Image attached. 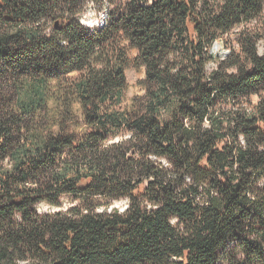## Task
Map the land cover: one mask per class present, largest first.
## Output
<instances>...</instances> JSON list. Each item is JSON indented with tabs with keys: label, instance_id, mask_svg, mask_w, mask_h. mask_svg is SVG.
Returning a JSON list of instances; mask_svg holds the SVG:
<instances>
[{
	"label": "trees",
	"instance_id": "obj_1",
	"mask_svg": "<svg viewBox=\"0 0 264 264\" xmlns=\"http://www.w3.org/2000/svg\"><path fill=\"white\" fill-rule=\"evenodd\" d=\"M261 43L264 0H0V264H264Z\"/></svg>",
	"mask_w": 264,
	"mask_h": 264
},
{
	"label": "rangeland",
	"instance_id": "obj_2",
	"mask_svg": "<svg viewBox=\"0 0 264 264\" xmlns=\"http://www.w3.org/2000/svg\"><path fill=\"white\" fill-rule=\"evenodd\" d=\"M94 14H95L94 9L93 10L90 9V12H88L82 18L83 24L86 25L87 27H95V28L97 26L100 27L99 23L104 18L103 14L100 18L95 17ZM98 20H100V21H98ZM96 21H98V22H96ZM259 48L262 51L264 49V43H261ZM215 50L217 51V53L221 57H226L225 51H227V50L230 51V46H226L224 44L219 43L215 46ZM136 55H137L136 50H134V49L129 50L128 56H129L132 64L130 65V67L127 69V72H126L127 82H128V87H127L126 95H125V99H126L125 104L126 105H129L131 100L135 96L142 95L144 93L141 82L145 77V71H144V68H138V67H135L133 65V61H134ZM253 100L256 102L258 100V97L254 96ZM69 204H70V199L68 197H65L63 199V207H67ZM114 206L124 208L126 206V203L118 201V202L114 203ZM39 210L42 212H46V211L58 210V208L51 207L47 204H41L39 206Z\"/></svg>",
	"mask_w": 264,
	"mask_h": 264
},
{
	"label": "built area",
	"instance_id": "obj_3",
	"mask_svg": "<svg viewBox=\"0 0 264 264\" xmlns=\"http://www.w3.org/2000/svg\"><path fill=\"white\" fill-rule=\"evenodd\" d=\"M226 52V57L230 54V51L229 50H227V51H225Z\"/></svg>",
	"mask_w": 264,
	"mask_h": 264
},
{
	"label": "bare ground",
	"instance_id": "obj_4",
	"mask_svg": "<svg viewBox=\"0 0 264 264\" xmlns=\"http://www.w3.org/2000/svg\"><path fill=\"white\" fill-rule=\"evenodd\" d=\"M96 22H98V21H96ZM103 24V19L101 20V22L99 23V25L101 26Z\"/></svg>",
	"mask_w": 264,
	"mask_h": 264
}]
</instances>
